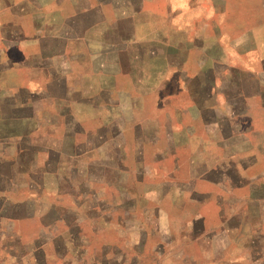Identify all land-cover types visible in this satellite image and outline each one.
Here are the masks:
<instances>
[{"label": "crops", "instance_id": "0c3cea01", "mask_svg": "<svg viewBox=\"0 0 264 264\" xmlns=\"http://www.w3.org/2000/svg\"><path fill=\"white\" fill-rule=\"evenodd\" d=\"M4 99L15 111L34 102L63 108L75 124L94 113L113 123L110 110L120 108V136H132L134 148V194L123 197L120 178V199L146 206L143 222L134 211L114 229L120 248L111 255L109 245L88 252L74 212L66 227L67 211L54 205L9 215L0 264H123L128 250L132 264H165L170 252L194 262L184 254L191 244L203 258L211 251L213 264H264V0H0ZM30 119L10 121L37 123ZM36 130L1 132L14 149L9 172L28 145L57 152L50 135ZM189 206L172 231L170 212ZM98 216L88 219L107 232ZM32 219L36 232L23 241L15 225Z\"/></svg>", "mask_w": 264, "mask_h": 264}, {"label": "rangeland", "instance_id": "374dc122", "mask_svg": "<svg viewBox=\"0 0 264 264\" xmlns=\"http://www.w3.org/2000/svg\"><path fill=\"white\" fill-rule=\"evenodd\" d=\"M38 99L39 97H34L36 102ZM3 102L5 104H0V134L2 132L5 137H13L37 129L36 131L41 135L44 133L50 135L53 139L51 141L56 144L57 152H46V149H41L44 145L40 144L28 145L30 147H26L27 150L16 156L14 162L17 166L9 172L12 168L9 164L14 149L12 150L8 144L9 141H0V160L2 159L0 161V218L3 221L0 229L5 230L8 224H11V220L6 219L9 215L31 211L44 213L48 209L47 206L54 205L61 211H67V214L63 215V227L74 219L72 212L77 214L78 218H76L81 220L80 224L84 229L83 238L91 248L89 253L99 254L107 245L110 248H106V254L111 255L116 252L120 248V232L117 231V234L114 229L119 225L122 229L123 218L134 211L138 221L143 222L144 216L140 212L146 206L144 199H120V178L121 183H124L122 185H127L124 191H121L124 193L123 197L134 194L132 188L128 186L129 183L131 185L130 177L133 171L131 160L132 152L134 154L133 138L130 135L120 136V108L110 110L109 115L112 116L110 119L113 123L108 122L104 115L96 116L94 113L88 119L75 124L70 117L60 113L64 110L63 108L55 107L53 110L46 105L39 106L38 102H34L27 110L15 111L7 104L6 99ZM16 115L31 118V121L35 119L37 123H29L25 120H23L24 124L11 122V116ZM4 144L9 146L3 148ZM25 145L21 143L20 148ZM144 154L146 155H141V161L146 163L149 157L147 153L144 152ZM35 163L49 166L45 171H30L29 165ZM121 163L125 165L123 169L126 175L120 177ZM74 164H77L75 171L69 168ZM81 165L86 166L81 167ZM80 167L81 170H78ZM10 174L13 179L6 182L5 177ZM12 201H18V203L23 201L25 206L21 204L20 208H16ZM99 209L103 213L102 218ZM193 210L194 207L189 206L182 213L170 212L169 227L172 231H178L181 224L186 222V216ZM149 214L151 212L147 215L150 216ZM95 216L103 220L104 227L108 228L107 232L98 231V228L102 226L100 222L96 223L97 226L90 223L88 218ZM15 228L16 232L21 231L23 241H28L35 234L37 224L32 219L16 224ZM198 228L199 226L195 223L193 229L196 231ZM189 247L184 254L190 259L195 258L194 262H180L179 253L170 252L171 255L168 253L164 263L213 264L211 251L206 252L203 258L198 253L196 244H191ZM141 254H147V252ZM3 255L0 250V258ZM123 255L126 257L123 264H132L130 260L132 252L128 250Z\"/></svg>", "mask_w": 264, "mask_h": 264}]
</instances>
